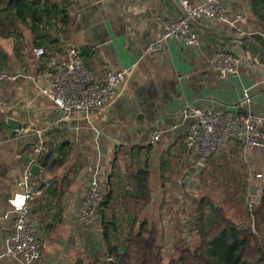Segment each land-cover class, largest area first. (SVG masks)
<instances>
[{
	"label": "crops",
	"instance_id": "0c3cea01",
	"mask_svg": "<svg viewBox=\"0 0 264 264\" xmlns=\"http://www.w3.org/2000/svg\"><path fill=\"white\" fill-rule=\"evenodd\" d=\"M1 2L0 71L18 77L0 80V249L14 230L10 200L24 190L18 184L28 166L22 157L31 156L38 130L45 140L42 154L50 152L60 162L51 171L40 166L39 175H30V183L40 189L29 200L40 237V257L32 264H81L80 258L85 264H100L94 258L109 256L103 228L111 244L123 251L129 229L134 225L136 230L143 221L157 229L166 262L174 253L173 240L182 233L180 228L197 215V202L214 192V180L221 183L218 179L223 175L229 177L222 190L234 191V200L240 193L244 202L249 196L259 198L264 187V150L243 151L239 142H228L196 173L183 143L192 120L182 110L186 103L198 108L212 104L242 115L264 116V38L258 33L264 31V9L259 16L252 10V0H222L229 15L241 14L236 27L205 19L193 22L199 44L168 38L160 52L148 54L144 52L147 42L161 33L158 17L178 16L179 0H71L67 40L59 25L49 21V26L45 19L41 35H35L30 23L17 20L12 11L2 9ZM50 37L58 46H88L80 54L95 82H102L108 70L131 66L105 113L89 119L83 113L62 118L40 91L59 51L49 44L46 38ZM39 45L46 49L42 57L34 54ZM219 48L234 50L235 73L221 77L212 71ZM245 89L248 98L242 100ZM8 117L19 120L22 127L11 130ZM154 131L160 137L150 144ZM144 166L151 197L146 205H136L132 199L136 174ZM249 172L263 176L250 180ZM95 173L111 195L99 208L97 220L83 229V197ZM234 178L233 188H228ZM212 211L214 216L213 206ZM2 264L16 263L3 259Z\"/></svg>",
	"mask_w": 264,
	"mask_h": 264
},
{
	"label": "built area",
	"instance_id": "2783aa9c",
	"mask_svg": "<svg viewBox=\"0 0 264 264\" xmlns=\"http://www.w3.org/2000/svg\"><path fill=\"white\" fill-rule=\"evenodd\" d=\"M181 13L175 18L158 17L161 33L149 40L144 52L154 54L160 52L168 38H175L187 45L199 44L197 32L192 23L203 19L214 22H224L236 27L241 14L229 15L222 0H201L194 3L191 0H179ZM264 38V31L258 32ZM52 71L47 82L40 86V91L46 94L55 106L62 112V118H69L73 113H83L86 119L105 113L106 108L119 95L130 72L131 66L108 70L102 82H95L75 46H58ZM46 53L44 46L34 48L36 57ZM238 58L231 48H219L215 52L211 69L221 77L235 73ZM18 76L0 71V80H14ZM37 81L35 80V84ZM37 85V84H36ZM248 98V89L243 92V99ZM243 102H240V106ZM183 115L190 118L191 124L183 138L188 160L196 173L203 170L210 158L228 142H239L243 151L255 148L264 150V116L234 113L215 105L198 108L186 103ZM37 138L31 149L32 161L45 150V140L42 130L36 132ZM160 137L159 131H154L149 143L153 144ZM250 173V172H249ZM28 167L22 172L18 184L24 190L11 198V213L14 230L3 240L0 249V264L3 259H9L16 264H32L40 257L39 226L34 220L29 200L39 192L36 184L30 183ZM263 174H249V179L260 178ZM106 188L99 175L95 173L83 197V209L80 214V224L83 229L90 227L98 218V211L105 200ZM256 196H249L247 205L257 202ZM19 201V202H17Z\"/></svg>",
	"mask_w": 264,
	"mask_h": 264
},
{
	"label": "trees",
	"instance_id": "16d2710c",
	"mask_svg": "<svg viewBox=\"0 0 264 264\" xmlns=\"http://www.w3.org/2000/svg\"><path fill=\"white\" fill-rule=\"evenodd\" d=\"M4 10L12 11L20 22H28L35 35L42 30L41 23L45 19L49 26L54 22L60 26L64 38L69 39L70 17L67 14L71 0H1ZM264 0H252V10L256 15L264 9ZM259 5V6H258ZM49 21H52L50 23ZM39 27V29L37 28ZM37 29V30H36ZM49 44L58 46L55 38ZM242 114V112H241ZM52 160L48 162V159ZM37 162L45 171H51L59 165L52 153L41 154ZM137 190L132 195L136 205H146L150 201L148 186L149 171L147 166L137 171ZM106 191L105 199L110 197ZM210 203L207 197L197 202L198 212L193 218L192 227L197 234L195 247H182L178 253L166 263L163 262L162 245L155 227L141 222L137 229L134 225L129 229L124 240V250L113 245L108 239V232L103 228L102 236L107 245L109 256L106 264H264V187L256 204L250 209L252 218L244 227L227 215L221 206H213L215 215L205 212Z\"/></svg>",
	"mask_w": 264,
	"mask_h": 264
},
{
	"label": "rangeland",
	"instance_id": "374dc122",
	"mask_svg": "<svg viewBox=\"0 0 264 264\" xmlns=\"http://www.w3.org/2000/svg\"><path fill=\"white\" fill-rule=\"evenodd\" d=\"M212 160L213 159H211V161ZM224 174H225V172H224ZM229 179H230L229 177H226V176L224 177V175H223V177L221 179H218V181L221 183H218L216 180L213 181V185L215 186L214 192L211 191L209 193V196H208V200H210L211 206L206 207L208 215H209V213L211 215V213L213 212L212 211V205L214 202H216L218 204V206H222V208H224L227 215H229L232 219H234L240 223L243 222L242 224H244V223L248 224L252 218L250 217V214H249L250 207L247 205V202H244L245 200H244L243 193H240L238 195L239 198L234 200L232 198L234 191H231L229 194H225V192H223V190H222V188H226L224 185H222V183L225 181L228 182ZM236 181H237V179L234 178V180L231 182V184L227 183L226 186L228 188H233V184ZM197 182H199V184H200V181H197ZM226 198L229 199V203L226 201ZM209 207H211V208H209ZM247 208H248V210H247ZM193 218L194 217L188 219L187 223L185 222L186 224L180 228V229H182V233L181 234L177 233V235L175 236V239L173 240V245H172V248L174 249V251H173L174 253H172L171 257L175 256L182 247L193 248L197 245L198 237H197V234L195 233V231L192 227ZM177 237L180 238L181 240L175 241ZM175 243H177V244H175ZM165 250H167V249H165ZM107 258H108V255H106V253H105V255L103 254L102 257H100V258L97 257L94 259H96V260L99 259L100 264H106ZM164 258H166V257H164ZM80 259H81V264H85L84 258H80ZM169 259H167V260H169ZM167 260H165V261L167 262Z\"/></svg>",
	"mask_w": 264,
	"mask_h": 264
},
{
	"label": "water",
	"instance_id": "95a60500",
	"mask_svg": "<svg viewBox=\"0 0 264 264\" xmlns=\"http://www.w3.org/2000/svg\"><path fill=\"white\" fill-rule=\"evenodd\" d=\"M40 1L43 2L46 0H40ZM78 49H79L80 53H83V51L88 49V46L80 45ZM6 122H7L8 126L10 127L11 130H18L22 127L21 122L15 118H13V117H8L6 119ZM22 159L28 164L27 167H28V171L31 174V176H36V175H39L41 173V167H40L39 163L32 161L30 154L23 156ZM240 227L242 228V227H244V225H241Z\"/></svg>",
	"mask_w": 264,
	"mask_h": 264
},
{
	"label": "clouds",
	"instance_id": "9594fccd",
	"mask_svg": "<svg viewBox=\"0 0 264 264\" xmlns=\"http://www.w3.org/2000/svg\"><path fill=\"white\" fill-rule=\"evenodd\" d=\"M17 202H19V201H17Z\"/></svg>",
	"mask_w": 264,
	"mask_h": 264
}]
</instances>
